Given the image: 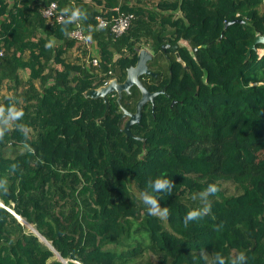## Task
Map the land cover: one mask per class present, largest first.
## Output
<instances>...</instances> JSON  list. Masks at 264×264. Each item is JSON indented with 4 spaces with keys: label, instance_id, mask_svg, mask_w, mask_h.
Returning <instances> with one entry per match:
<instances>
[{
    "label": "trees",
    "instance_id": "obj_1",
    "mask_svg": "<svg viewBox=\"0 0 264 264\" xmlns=\"http://www.w3.org/2000/svg\"><path fill=\"white\" fill-rule=\"evenodd\" d=\"M51 3L61 22L44 16ZM119 16L130 22L115 36ZM257 35L264 0H0V106L23 111L0 138V264H63L39 236L67 264H211L240 252L264 264V43L246 58ZM142 48L155 75L138 79L163 92L126 137L137 87L107 104L85 92L122 83ZM158 177L175 185L153 194L166 218L139 195ZM208 184L219 188L210 212L185 226Z\"/></svg>",
    "mask_w": 264,
    "mask_h": 264
},
{
    "label": "clouds",
    "instance_id": "obj_2",
    "mask_svg": "<svg viewBox=\"0 0 264 264\" xmlns=\"http://www.w3.org/2000/svg\"><path fill=\"white\" fill-rule=\"evenodd\" d=\"M52 8L55 5H51ZM81 16V11L77 9L72 13V17L70 19H76ZM52 41L45 45L46 48L52 47ZM110 81V80H108ZM107 81V82H108ZM106 82V83H107ZM105 83V84H106ZM104 84V85H105ZM23 116V111L18 110L15 105H11L7 108L0 106V138H3L4 133L7 127L14 121L21 119ZM175 187L172 180L166 178H156L150 179L147 183L146 189L142 191L140 195L141 203L146 207L148 214L153 216H159L161 218H166L168 216V208H161L158 199L156 198L154 193H168L171 194L173 188ZM219 191V188L216 184H208L207 187L199 192L196 195H193L192 199L196 200L197 198L204 202V207L199 210L189 211L184 218V224H187L190 221L197 220L207 215L210 212V205L207 203L209 196L215 195ZM247 257L243 252H240L236 257L227 261L220 254H215L214 259L211 261V264H246ZM78 263V262H76ZM79 264V263H78Z\"/></svg>",
    "mask_w": 264,
    "mask_h": 264
},
{
    "label": "water",
    "instance_id": "obj_3",
    "mask_svg": "<svg viewBox=\"0 0 264 264\" xmlns=\"http://www.w3.org/2000/svg\"><path fill=\"white\" fill-rule=\"evenodd\" d=\"M232 22L226 23L224 25V27L226 28V26H228L229 24H231ZM220 37H222V33L220 35ZM258 43H264V35L262 36H256L254 38V41L247 47V51H246V58L249 56L250 50L254 49L255 45ZM167 47V46H165ZM163 47V48H165ZM162 48V49H163ZM177 48L176 45H173L171 47V50L174 51ZM151 58V54L146 50V49H140L138 51L137 54V61L135 63L134 66L129 67L126 70V78L122 83H118L115 79H112L110 81H108L105 85L96 88V89H89L85 92V97L91 98V99H97V98H101L103 100V102L105 104H107V100H106V96L111 93V92H115L117 95V100H119V98L121 97L122 93H128L129 92V88L132 86L137 87V89L140 92V98L138 99V101L135 104V112L134 113H128V112H123L122 117H125L128 115V120L126 121L125 125H124V129L123 132L125 133V136H131L130 132H129V127L132 124H136L139 122V119L141 117V107L149 102L152 104V112H153V98L155 96H157L159 93H162L163 90H161L160 92H154V93H150L148 92L141 84V82L139 81V77L142 75H152L154 76L155 74L151 73L148 68H147V62L150 60ZM176 58L177 61L180 62L178 54L176 53ZM133 137V136H132ZM142 142V148L144 146V140L140 139ZM12 213V212H11ZM13 214V213H12ZM15 216L16 219L20 220L23 224H25L28 229H30L31 231H33L34 233H36L33 228L31 226H29L27 223H25L24 221H22L21 219H19L18 216H16L15 214H13ZM38 235V234H37ZM40 241H42L43 243H45L49 249H51V251L54 253V255L57 257V259L59 261H61L63 264H67L66 261H64L59 254H57V252L55 250H53V248L50 246V244L48 242H46L42 237H40Z\"/></svg>",
    "mask_w": 264,
    "mask_h": 264
},
{
    "label": "built area",
    "instance_id": "obj_4",
    "mask_svg": "<svg viewBox=\"0 0 264 264\" xmlns=\"http://www.w3.org/2000/svg\"><path fill=\"white\" fill-rule=\"evenodd\" d=\"M53 3H51L48 7V9L45 10L44 16L49 18L53 15H56V20L58 22H61L64 19L65 14L60 12L58 13L56 11V6L54 8L51 7ZM77 19V18H76ZM97 28H102L105 26L106 21L102 19L101 16L97 17ZM77 21V20H75ZM130 22V16H119L118 18L113 19L112 25L110 27V33L112 35H120L129 25ZM70 37L75 39L76 44L82 43L84 47L87 50V54L85 56L87 65L97 66L98 65V57L96 54L90 53L91 50H94L92 44L87 41V39L84 37L82 32L78 29L70 33ZM75 264H78L75 262Z\"/></svg>",
    "mask_w": 264,
    "mask_h": 264
},
{
    "label": "flooded vegetation",
    "instance_id": "obj_5",
    "mask_svg": "<svg viewBox=\"0 0 264 264\" xmlns=\"http://www.w3.org/2000/svg\"><path fill=\"white\" fill-rule=\"evenodd\" d=\"M165 46H167V47H165ZM172 46H173V45H171V46H170V45H164V46H162V48H163V47H165V48H163L162 51L165 52L167 49H169V50L171 51V53H173L174 56L176 57V50L172 51V50H171V47H172ZM149 53L151 54V58H150V61H151L152 58H153V53H152L151 51H149ZM166 58H167V56H166ZM176 59H177V58H176ZM147 65H148V64H147ZM182 65H184V63H183ZM147 68H148V66H147ZM148 70H149V68H148ZM149 71H150L151 73H153L151 70H149ZM153 74H154V73H153ZM121 95H122V94H121ZM120 98H121V97H120ZM120 98H119V99H120ZM116 99H117V98H116ZM117 101H119V100H117ZM135 104H136V103H135ZM134 112H135V108H134V111H133V112H128V113H131V114H132V113H134ZM123 119H124V121H123V126H124L125 123H126V121L128 120V115L126 116V118L124 117Z\"/></svg>",
    "mask_w": 264,
    "mask_h": 264
},
{
    "label": "rangeland",
    "instance_id": "obj_6",
    "mask_svg": "<svg viewBox=\"0 0 264 264\" xmlns=\"http://www.w3.org/2000/svg\"><path fill=\"white\" fill-rule=\"evenodd\" d=\"M142 49H146L148 52L149 50L147 48H142ZM260 53V52H259ZM1 93H5V91L3 90ZM228 187V191L229 192H232L233 190L231 189V187L227 186ZM75 263V262H74Z\"/></svg>",
    "mask_w": 264,
    "mask_h": 264
},
{
    "label": "crops",
    "instance_id": "obj_7",
    "mask_svg": "<svg viewBox=\"0 0 264 264\" xmlns=\"http://www.w3.org/2000/svg\"><path fill=\"white\" fill-rule=\"evenodd\" d=\"M133 3L136 2V1H142V0H131ZM177 15V14H176Z\"/></svg>",
    "mask_w": 264,
    "mask_h": 264
}]
</instances>
